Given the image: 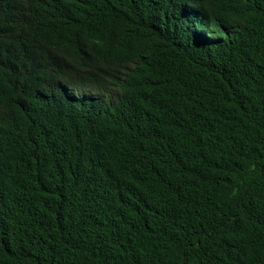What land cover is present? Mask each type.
<instances>
[{
    "label": "trees",
    "instance_id": "trees-1",
    "mask_svg": "<svg viewBox=\"0 0 264 264\" xmlns=\"http://www.w3.org/2000/svg\"><path fill=\"white\" fill-rule=\"evenodd\" d=\"M0 264H264V0H0Z\"/></svg>",
    "mask_w": 264,
    "mask_h": 264
}]
</instances>
